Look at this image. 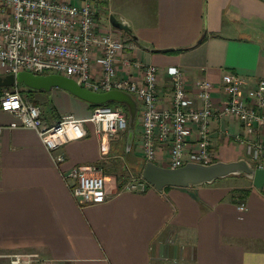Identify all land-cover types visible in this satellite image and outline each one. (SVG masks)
Instances as JSON below:
<instances>
[{"label": "crops", "instance_id": "1", "mask_svg": "<svg viewBox=\"0 0 264 264\" xmlns=\"http://www.w3.org/2000/svg\"><path fill=\"white\" fill-rule=\"evenodd\" d=\"M110 2L102 8L111 15L120 12L136 37L130 41L121 33L126 55L133 63L162 70L160 108L172 103L169 67L184 74L193 96L198 81H210L216 108L227 99L225 73L239 75L244 89L264 80V0H141L122 11ZM99 24L102 32L117 31L109 22ZM169 49L184 50L161 52ZM92 71L99 75L96 64ZM130 73L138 75L135 67ZM33 97L48 125L64 115L86 120L93 111L89 103L59 88L36 91ZM137 103L132 136L128 129L112 138L104 154L101 141L106 137L85 122L86 137L57 151L65 156L59 165L36 131L0 111L5 127L0 135V253H38L41 261L33 264H264V185L257 189L247 177L231 176L162 192L151 186L144 192L123 190L146 162ZM210 138L214 162L249 163V145L264 142V129L248 135L237 119L214 118ZM195 139L194 134L191 142ZM170 147V142L160 146L155 164L167 162ZM75 167L109 178L110 198L86 205L76 200L70 189L74 180L68 177ZM235 190L249 192L239 200L233 197ZM242 202L244 211L239 210Z\"/></svg>", "mask_w": 264, "mask_h": 264}, {"label": "built area", "instance_id": "2", "mask_svg": "<svg viewBox=\"0 0 264 264\" xmlns=\"http://www.w3.org/2000/svg\"><path fill=\"white\" fill-rule=\"evenodd\" d=\"M108 0H0V76L20 72L59 74L75 80L95 92L120 90L130 93L140 104L142 151L146 162H154L161 145L170 142L168 168H179L188 162L210 164V123L214 118L232 117L242 123L246 133L253 135L264 129V80L244 89L242 78L225 73L222 85L226 101L215 107L211 98L214 85L208 80L196 83L197 93L188 91L184 74L169 67L173 96L170 108H160L158 86L162 70L155 65L133 63L126 55L128 47L121 32L100 30L98 14ZM96 64L99 75H93ZM135 67L137 76L130 71ZM122 73V74H121ZM123 73H125L123 75ZM13 86L0 92V111L10 113L19 126L33 129L51 153L55 164L65 160L57 151L69 141L86 137L85 122H91L95 132L106 137L101 151L109 152V141L128 130V117L120 107L98 105L86 120L64 115L48 125L39 106L34 105ZM15 126V125H13ZM0 125V135L4 131ZM195 134V142L192 136ZM251 164L264 168V142L252 140L249 145ZM68 177L73 197L82 205L105 202L110 198L109 178L87 173L82 167L73 168ZM116 191L118 185L114 182ZM150 185L140 177H132L123 190L144 192ZM246 209L245 203L239 210ZM4 264H33L41 261L38 253H0Z\"/></svg>", "mask_w": 264, "mask_h": 264}, {"label": "water", "instance_id": "3", "mask_svg": "<svg viewBox=\"0 0 264 264\" xmlns=\"http://www.w3.org/2000/svg\"><path fill=\"white\" fill-rule=\"evenodd\" d=\"M109 22L115 30L136 40L126 21L116 19L114 15L110 14ZM15 85L45 92H50L52 88H59L93 105H105L109 102L125 105L129 112V134L133 135L138 116V103L130 93L120 90L95 92L82 87L72 78L54 73L20 72L17 75L0 76V88H11ZM231 176H245L252 180L253 186L257 189H261L264 185V168H255L244 159L230 162L216 161L210 164L188 162L176 169L148 161L143 165L141 172L143 180L158 192H162L166 187L190 188L202 186Z\"/></svg>", "mask_w": 264, "mask_h": 264}, {"label": "trees", "instance_id": "4", "mask_svg": "<svg viewBox=\"0 0 264 264\" xmlns=\"http://www.w3.org/2000/svg\"><path fill=\"white\" fill-rule=\"evenodd\" d=\"M127 38H128V40H130V41H132L133 39L129 36V35H127V34H124ZM184 49H176V50H173V49H169V50H164V51H161V52H163V53H166V54H177V53H179V52H181V51H183ZM20 87H25V86H20ZM10 88H0V92H2V91H4V90H9ZM28 89V88H27ZM29 91V93H30V96H28L27 95V93H26V97L34 104V105H36V106H38L39 105V103L34 99V97H33V94L36 92L35 90H28ZM105 105H108V106H111V107H120V108H122L124 111H125V113H126V115H127V117H129V112H128V108L125 106V105H121V104H118V103H115V102H109V103H107V104H105ZM96 106H98V105H93V104H90V107L91 108H95ZM145 164V163H144ZM143 164V165H144ZM143 165H142V167H140V170H142L143 169ZM141 176V172L139 173V177ZM167 188V187H166ZM248 192H249V190H235L234 191V195H233V197H237L239 200H243L244 199V197L248 194Z\"/></svg>", "mask_w": 264, "mask_h": 264}, {"label": "rangeland", "instance_id": "5", "mask_svg": "<svg viewBox=\"0 0 264 264\" xmlns=\"http://www.w3.org/2000/svg\"><path fill=\"white\" fill-rule=\"evenodd\" d=\"M110 4L114 5V7L116 8V10H120L122 11L125 7H129V6H132L134 4H139V2H141V0H110ZM105 5V4H104ZM103 5V6H104ZM102 6V7H103ZM131 8V7H129ZM129 8L125 9V11H129ZM120 12H117V13H114V17L116 19H120ZM109 12L107 10H105L104 8L101 9V13H100V17H99V22L101 24H105L107 25L108 22H109ZM110 23V22H109ZM122 37V40L126 41L125 38L123 37V35H121ZM19 90L21 91L22 94L30 96V93H29V89H27L26 87H20ZM0 263L4 264L3 261H0Z\"/></svg>", "mask_w": 264, "mask_h": 264}]
</instances>
